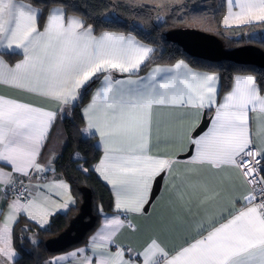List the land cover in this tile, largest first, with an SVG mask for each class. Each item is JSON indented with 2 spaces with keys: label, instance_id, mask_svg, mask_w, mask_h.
<instances>
[{
  "label": "snow or ice",
  "instance_id": "snow-or-ice-1",
  "mask_svg": "<svg viewBox=\"0 0 264 264\" xmlns=\"http://www.w3.org/2000/svg\"><path fill=\"white\" fill-rule=\"evenodd\" d=\"M172 7L0 0V264H264V68L165 62ZM215 13L217 34L264 33V0ZM80 203L83 243L41 240Z\"/></svg>",
  "mask_w": 264,
  "mask_h": 264
},
{
  "label": "trees",
  "instance_id": "trees-1",
  "mask_svg": "<svg viewBox=\"0 0 264 264\" xmlns=\"http://www.w3.org/2000/svg\"><path fill=\"white\" fill-rule=\"evenodd\" d=\"M80 4H87V3H108V0H77ZM112 3H115L117 5H124L130 2V0H111ZM140 2L144 4L149 5H155L159 4L161 0H140ZM167 3L173 5L170 9L164 10V16L166 19V23L161 22L160 27L156 28L155 31H152L150 34L153 38L158 40L163 45V55L165 58V62H167L168 57L173 58H179L181 55V52L183 50L174 42L168 40L165 37V32L169 29L178 28V27H187L186 25L191 24L193 22V19L195 18L197 21V27L196 29H200L202 31L203 28L200 26L201 18H203V25L204 27H209L213 29L212 31H206L209 33H212L216 35L223 43L224 48H233L240 45L245 44H255L259 47H261L264 50V43H261V40L264 39L258 38V39H249L248 36L243 37H235L231 35L226 34H217V31L223 32L222 27H218L217 21L219 19V13H215L216 19H212L214 10L216 9L217 5L221 3V0H167ZM117 13L127 17L131 18L134 14L137 17H141L145 20H148L149 23H151L155 18V9L152 7L144 8L143 10H137L135 13L130 11L129 9L125 7H118L116 9ZM149 14L151 16V19L149 17ZM260 30V29H257ZM225 65V68L228 71H233L232 68H229V65H238L230 61H220ZM242 66V65H239ZM255 67L256 69H262L260 67L256 66H250ZM67 155V154H66ZM92 187H95V181H92L91 186L87 185H81V188H89L91 191V203L97 198L98 193H94L92 191ZM81 203L78 204L77 208L72 209L67 216L63 214H58L54 218V222L47 232H41V240L46 241L49 238L57 236L59 233H61L66 226L68 225L69 221L78 213L79 207ZM95 227V224L93 227L85 234L83 239L80 241L82 243L84 239L86 238L87 234ZM73 246V245H72ZM41 247H44V244L41 245ZM71 247V246H70ZM25 259L27 260L28 257L26 256Z\"/></svg>",
  "mask_w": 264,
  "mask_h": 264
},
{
  "label": "water",
  "instance_id": "water-1",
  "mask_svg": "<svg viewBox=\"0 0 264 264\" xmlns=\"http://www.w3.org/2000/svg\"><path fill=\"white\" fill-rule=\"evenodd\" d=\"M191 33H196L203 39L198 44L192 45L189 40V34ZM165 37L177 44L183 52H187L190 56L206 58L212 55L218 57L219 61H230L242 66L264 68V50L255 44H245L226 49L216 35L193 27L169 29L165 32ZM82 197H86V202L90 208L91 191L89 188H84ZM93 225L84 203H81L78 213L69 221L66 228L57 236L49 238L45 242H58L68 244L70 247L73 245L71 241L78 237L80 242ZM52 246H55V244H52Z\"/></svg>",
  "mask_w": 264,
  "mask_h": 264
},
{
  "label": "rangeland",
  "instance_id": "rangeland-1",
  "mask_svg": "<svg viewBox=\"0 0 264 264\" xmlns=\"http://www.w3.org/2000/svg\"><path fill=\"white\" fill-rule=\"evenodd\" d=\"M262 37H264V33H262L261 30H256V34L254 36H251V37L248 36V38L251 40L262 38Z\"/></svg>",
  "mask_w": 264,
  "mask_h": 264
},
{
  "label": "crops",
  "instance_id": "crops-1",
  "mask_svg": "<svg viewBox=\"0 0 264 264\" xmlns=\"http://www.w3.org/2000/svg\"><path fill=\"white\" fill-rule=\"evenodd\" d=\"M92 230H93V229H92ZM92 230H91V231H92ZM91 231L87 234V236L91 234ZM87 236H86V238H87ZM86 238H85V239H86ZM85 239H84V240H85ZM82 243H83V242H82Z\"/></svg>",
  "mask_w": 264,
  "mask_h": 264
}]
</instances>
